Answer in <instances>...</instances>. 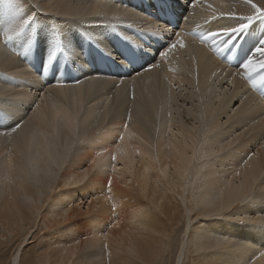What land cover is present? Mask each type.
Wrapping results in <instances>:
<instances>
[{
  "label": "bare ground",
  "instance_id": "6f19581e",
  "mask_svg": "<svg viewBox=\"0 0 264 264\" xmlns=\"http://www.w3.org/2000/svg\"><path fill=\"white\" fill-rule=\"evenodd\" d=\"M107 1L119 5L121 10L112 14L114 17L102 20L79 14L105 0H39L42 11L35 7L36 0H15L25 20L40 27L38 43L26 40L21 31L8 41L4 40L3 33L0 34V56H18L16 67L0 64V129L10 128L21 119L28 121L29 117L32 118L19 134L0 136V246L2 240L12 235L20 238L9 264H16L17 258L19 264H164L165 261L169 264H178V261L183 264H243L251 249H234L228 244L215 247V241L264 247V232L223 219H206L197 207L198 202L203 205L209 197H220L221 190L223 200L227 202L236 192L238 184L250 178L254 170L258 173L264 168V131L260 127L264 114L258 110L250 111L251 106L259 104L264 98L259 91H250L246 84L241 89L243 82L239 73L242 68L232 66L225 52L229 47L236 48L234 37L239 34L257 37L261 34L259 28L264 24L254 22L246 31L221 44L220 56H215L210 49L197 42L192 56L185 48L181 50L183 55L177 62L179 53L174 49L169 54V61H164L161 68L145 71L136 78L134 85L128 81L117 89L113 87L115 79L134 76L141 67H146L143 62L139 69L123 64L120 58L123 48L131 50L129 45L138 43L145 47V54L151 55V62L156 60L160 64L159 52L170 40H174L175 32L207 31L209 26H214L212 21L204 19L211 12L207 4L218 6L228 0H201V4L193 0L192 5V0H185L191 5L187 8L191 16L184 13L179 18L181 27L178 30H171L165 23L153 18L155 13L165 11L162 3L154 9L151 0ZM127 2L129 7L125 8ZM2 11L0 9V20L4 17ZM49 14H56V30L52 37L61 40L65 51L51 55L52 61L43 66L40 50L49 40ZM124 15L132 23L120 17ZM75 25L84 26L94 34L96 40L90 47H99L103 53L101 56L85 43L90 34L80 31ZM156 25L171 31H157ZM114 32L120 34L111 35ZM185 39L186 45L191 43V36ZM16 42L21 48L26 44L23 56ZM250 42L254 45L257 41L252 39ZM64 54L70 57L68 64ZM252 55L258 58L255 52ZM193 57L195 67H192ZM190 67L191 73L188 71ZM172 68L177 71L172 72ZM233 76L235 86L229 83ZM57 82L63 87L56 86ZM133 92L135 101L131 99ZM41 96L44 98L40 99ZM60 97L67 104L62 106L64 114L72 103L71 110L76 120L73 133L62 139H53L52 136L46 139L44 135L33 139L31 132L35 128L46 130V126H41L42 119L38 116L40 107L36 105L41 106L46 99ZM129 109L131 127L129 134L120 141ZM47 110L51 115L52 109L47 107ZM169 112L172 113L174 134L166 136ZM194 112L196 114L192 115ZM225 121L228 123L225 124ZM207 124L214 125L221 136H228L229 132L241 135L206 174H201L198 181V169L189 167L193 146L198 143L197 133L192 129ZM84 136L88 137L87 141L83 140ZM116 144L120 146L119 152ZM9 150L16 160L29 158L33 167L39 168L41 173L33 171L31 178L25 176L23 180L14 173L9 177L11 183L7 182L4 163ZM22 151L25 154L23 157ZM58 151L64 155L57 164L50 161V153ZM97 152L103 155L97 156ZM137 152L140 155H136ZM113 154L116 155L117 167L114 173L110 167ZM249 156L251 160H248ZM92 159L97 160V165H92ZM49 163L59 174L55 187L49 186L47 177L42 175V170ZM105 164L109 165L108 175L113 178L111 193H107L105 187L108 175L95 170ZM85 170L88 179L77 185V181L85 176ZM233 170L239 171V177L234 176ZM185 171L188 172L187 177ZM225 172L228 173L227 179ZM228 180L233 181L231 187L227 186ZM69 181L73 187L82 186L76 190L66 188L65 184ZM128 192H133L140 201L131 205L121 202L122 195ZM76 193L88 196L98 210L95 209L97 212L89 216L88 226L84 228H78L68 220L77 208H74ZM93 195L100 196V200L94 199ZM105 195L111 199L106 201ZM89 207L92 208L91 205ZM113 208L115 211H112ZM244 210L255 211L247 207ZM187 211L193 213V236L205 233L212 237L211 250L186 243L182 238V228L189 220ZM65 213L68 217L67 223H64L68 226L65 227L68 228L66 234L62 236V232L55 230V236L52 233L42 236L49 241L53 239V254H40L39 247L21 254L19 244L34 230V226L48 228L45 222L63 217ZM175 230L178 232L176 235ZM85 235L89 239L85 240ZM77 240L79 244H76ZM47 243L44 242L43 246Z\"/></svg>",
  "mask_w": 264,
  "mask_h": 264
},
{
  "label": "snow or ice",
  "instance_id": "6c2138e0",
  "mask_svg": "<svg viewBox=\"0 0 264 264\" xmlns=\"http://www.w3.org/2000/svg\"><path fill=\"white\" fill-rule=\"evenodd\" d=\"M196 4H201V0H195ZM193 4V0L191 5ZM203 6V5H202ZM35 7L40 8L39 0H36ZM207 9H210L211 12L209 15L204 17L205 20L212 21L214 26H209L207 31L199 32L192 31L185 33L183 30L175 32L174 40H170L169 43L159 52L160 64L155 61L149 64L147 67H141L140 71L137 72L134 76L120 79H115L113 81V87L119 88L122 84H126L128 81H131L133 85L135 84L136 78L141 77L142 73L145 71H150L152 68H161L164 61H169V54L173 52L174 49L177 50L179 55L176 56L177 62H179L180 55H183L181 50L185 48L188 49V55L192 56V53L196 50V43L199 42L200 45L210 49L211 53L215 56L221 55L220 45L226 44L228 41L236 36L239 33L246 31L254 22H261L264 24V0H242V3L236 2V0H228L227 3H222L218 6H213V4H207ZM42 11L43 9L40 8ZM120 6L114 3L102 2L96 6H93L89 11L83 12L82 16L92 15V16H109L115 13L120 12ZM131 11V10H129ZM187 19V17L185 18ZM28 20H25L22 24H12L8 27L4 33L3 37L5 41L11 40L14 35L18 34L24 26L28 23ZM157 31H171L166 27H160L156 25ZM186 36H191L192 40L190 44L186 45ZM228 38V39H225ZM255 53L258 54V58L253 55L249 56L240 66L242 72L239 73L240 80L243 82L241 84V89L243 90L244 85L248 86L250 91H259L261 97L264 98V41L261 42V46L255 48ZM18 59L16 54L15 57L10 55L0 56V64L6 65L9 67H16L15 60ZM231 58H229L230 60ZM196 60L193 57L192 67H195ZM192 67L188 69L189 73L192 71ZM46 70V69H45ZM172 72H176V68L171 69ZM235 76L229 83L235 86ZM56 86L63 87V84L60 82L56 83ZM246 96L247 93H244ZM44 97L41 96L40 99ZM111 99V98H109ZM131 99L135 101L136 97L134 92L131 96ZM81 104L83 100L81 99ZM40 107V105H36ZM235 109V106H234ZM259 111L260 114H264V99L259 104H254L251 106L250 111ZM234 114H235V110ZM65 108L61 105H53L52 114L45 115L41 121V126H46V130L41 131V128H35L31 132V136L35 139L39 135H44L47 139L48 136L55 138H63L65 135L71 136L74 130V124L76 120L73 117L71 106L67 108L68 115H64ZM169 123L166 130V136L173 135V128L171 125L172 113H168ZM29 117L28 121L23 119L19 120L12 127L6 129H0V136L9 137L13 134H19L23 130L25 123L31 121ZM132 120L131 109L128 110L127 119L123 125V134L120 135V141L124 140V136L129 134V128L131 127L130 121ZM225 124L228 122L225 121ZM261 130L264 131V122H261ZM193 132L197 133V145L193 146L191 163L189 167H195L198 169L196 172L197 180L201 179V174H206V171L209 167L216 163L217 159H221L222 153H225L232 148L234 141L241 135L237 132L235 135H232L231 132L228 133V136H221L218 133L217 128L212 124L207 125H198L192 129ZM248 131V129H245ZM131 139V136H129ZM84 141L88 140L87 136H84ZM222 141V142H221ZM116 150L119 152L120 146L116 145ZM22 157L25 155L23 151L21 152ZM64 153L56 152L50 153V161H56L58 164L59 158L63 156ZM97 156L103 155L102 152H97ZM136 155H140L139 152ZM248 160H251V156L248 157ZM92 165H97V160L92 159ZM109 165L105 164L103 168H97L96 171H100L105 175H108ZM111 171L114 173L117 171L116 167V155L111 156ZM4 169L7 173L6 180L11 183L9 177L14 173L18 175L21 180L25 176L31 178L33 171L41 173L39 168H34L30 163L29 158H21L19 160L14 159L11 150L7 154V159L4 163ZM147 171V169H146ZM233 174L236 177H239V171L233 170ZM42 175L47 177V183L49 186L55 187V181L59 179V174L55 170V167L52 163H49L47 168L42 170ZM185 177L188 176V172L185 171ZM225 179L228 177V173L225 172ZM39 178V176L37 177ZM88 179L87 173L85 170V176L77 181L78 184H83ZM113 178L111 175H108L106 189L107 193L112 191ZM130 183V182H129ZM233 181L228 180V187H231ZM71 181L65 184L66 188L73 187ZM221 190L220 197H209L203 205H200L198 202L197 211L203 215L204 218L212 219H223L226 222L237 224L240 226H248L254 229H258L261 232H264V168H262L258 173L254 170L250 178H246L245 181H242L237 185V190L232 195L227 202L223 200ZM104 194V193H102ZM93 198L97 201L100 200V196L93 195ZM111 199L110 196L105 195V200ZM90 202V201H89ZM254 209L255 211L249 212L244 210L245 208ZM112 211H115L113 208ZM186 215L189 217L188 224L184 225L182 228L183 239L186 243L195 244L200 248H207L211 250L213 247V238L208 236L205 233H195L193 236L195 227L192 223L191 216L193 213L187 211ZM67 214L63 217H55L53 220L54 226L57 223H67ZM113 227L115 225H112ZM35 230L29 233L24 237L23 241L19 244L21 249V254L27 250L28 245L32 241V237L35 235ZM85 240L89 239L87 235L83 236ZM80 241L77 240L76 244H79ZM224 244H228L232 248H247L251 249L248 256L244 259L243 264H264V247H254V244L246 245H234L231 241H215V247H220ZM104 248L107 249V245H104ZM16 264H19V258L16 260ZM178 264H183L182 261H178Z\"/></svg>",
  "mask_w": 264,
  "mask_h": 264
},
{
  "label": "rangeland",
  "instance_id": "374dc122",
  "mask_svg": "<svg viewBox=\"0 0 264 264\" xmlns=\"http://www.w3.org/2000/svg\"><path fill=\"white\" fill-rule=\"evenodd\" d=\"M107 2L109 3V1H107ZM128 7H129V4L127 2V7H125V8H128ZM60 53H63V51H61ZM81 186L82 185L75 186L72 189L76 190V189L81 188ZM131 193L128 192V194L122 195L120 201L123 202V203H127L128 205L134 204L135 202H139L140 201L139 197L136 196L135 194H133V192H131ZM79 194L80 193H76L77 196H75L76 197L75 200H77V202L74 204V208L76 206H77V208H75V210H73L71 212V216L72 217L70 219H68V220L70 222H72L74 225L76 224L75 226H77L78 228L79 227L80 228H84V227L88 226L89 216L95 214V211L97 210L96 209L97 207L94 208L92 203L89 202L91 200L88 199L89 198L88 196L79 195ZM81 198L85 199V200L81 201ZM90 205L92 206V208L89 207ZM45 224L47 225L48 228H44V226H40V227H37V228L35 226L33 227V229L35 230L36 234L33 236L34 238L32 239L31 243L28 245L27 250L33 248V251H34V250H37V247H39L38 253H40V254H42L43 252H46L48 254H53L55 252V250H54L55 249V245H53V239L51 241H49L48 238H45V237H42V236H43V234H46V233H52L55 236V230H59V231H56L57 233L58 232H62V236H63V235L66 234L65 230L66 229L68 230V228H65V227H68V226L66 224H64V223H62V224L57 223L54 226L53 220H51V219H50V221L45 222ZM41 228H42V231H41ZM31 232H33V230H31ZM177 233L178 232L175 230L174 234L176 235ZM60 235L61 234H58V236H60ZM10 239H11V241H9ZM18 240H20L19 236H13L12 235L7 240H2L1 241L2 246H0V264H9L10 256L13 253V251L15 250L16 245L18 244V242H19ZM44 242H48V243L43 246ZM164 264H169V261H165Z\"/></svg>",
  "mask_w": 264,
  "mask_h": 264
}]
</instances>
